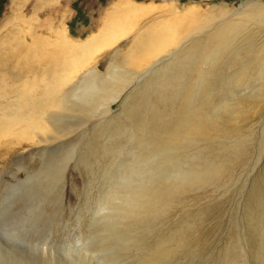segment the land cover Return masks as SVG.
<instances>
[{
  "label": "rangeland",
  "instance_id": "1",
  "mask_svg": "<svg viewBox=\"0 0 264 264\" xmlns=\"http://www.w3.org/2000/svg\"><path fill=\"white\" fill-rule=\"evenodd\" d=\"M262 4L264 0H0V257L5 259L0 264H138L153 257L156 248L168 251L157 264H264V92L258 98L245 95L264 81V70L242 85L226 83L223 93L212 97L217 102L243 96L248 109L234 112L230 107L224 135L204 145L229 152L226 172L205 187L176 189L172 202L141 220L122 216L105 200L118 196L116 181L122 166L130 163L129 151L136 152L129 146L137 148L134 140L125 138L123 128L106 126L93 130L92 139L88 126L101 107L62 112L50 101L86 70L135 72L149 59L132 57L129 47L139 46L152 25H161L170 44L160 56L188 46L191 35L184 36L204 20L196 15L218 7L226 11L215 10L202 23L203 31L229 22V40L235 45L264 43L262 16L253 13ZM90 37H96L91 44ZM225 73L228 78L230 70ZM95 77L102 85L110 83L103 75ZM85 80L86 92L98 90L90 78ZM137 84L133 81L110 104L111 114L122 117L109 124L128 120L124 112L133 108L122 103L126 96L135 98ZM50 112L61 113L55 123L62 136L42 142L37 134L54 133L45 120ZM32 122L36 126L30 127ZM123 127L134 133L133 123ZM157 176L146 174L142 180Z\"/></svg>",
  "mask_w": 264,
  "mask_h": 264
},
{
  "label": "bare ground",
  "instance_id": "2",
  "mask_svg": "<svg viewBox=\"0 0 264 264\" xmlns=\"http://www.w3.org/2000/svg\"><path fill=\"white\" fill-rule=\"evenodd\" d=\"M129 8L126 10H129ZM215 10L223 14L226 11L223 7H218L208 14L198 12L199 14L196 16L199 18L203 15L204 20L184 36L186 38L191 35L188 38L190 42L188 46L180 45L173 50H166L169 53L168 55L166 54L167 56H164L165 54L160 56L161 52L170 44H167L168 39L161 34V25H152L149 28L150 31L145 33L144 36H140L141 42L139 46L133 43L129 47L128 51L133 53L131 55L132 57H146L149 59L143 62L142 65H139L135 72L132 71L131 74L125 73V75H118L116 74L118 71L113 70V68L108 67L105 73L98 71L97 67H95L92 70H86L78 76L77 80L72 81L70 88L63 90L64 92L61 94V97L57 98L54 95L55 98L51 97L52 99L50 101H53L54 106L62 109V112L66 110H78L79 112L82 110L91 111L92 109L94 111V109L101 107L97 114L95 116L93 115L94 118L91 120L88 126L89 128L85 127L89 129V134H91L92 139L96 136L93 130L106 126L113 128L115 131L123 128L125 138L127 140H134L137 148L130 144L129 146L131 147L130 150L135 149L136 152L129 151V155L131 156L130 163L125 166L123 165L122 167L124 169L121 167L124 170L123 175L120 177V180L116 181L118 196L105 197V200L110 205L108 206L113 209L118 208L124 217H133V219L137 217L135 220H141L148 213L159 212L161 209L160 206H167L172 202L175 198L173 195H175L174 191L176 189L193 186L195 184H201L205 187L226 172L225 164L227 160L225 156L229 152L226 149L222 150L219 148V145L215 146L216 144L212 146L204 145L224 135L228 113H231L232 110L234 112L236 110L237 112L248 109L242 101L244 99H241L243 96H239V101L235 98L225 96L217 100V102H212V97L223 93L222 89L227 84L229 86L242 85L247 78H251L253 75L258 77L257 74L263 72L264 43L258 42L256 39L257 41L244 46L235 45L232 40H229L232 33V28H230L232 23L229 22L222 25L215 24L214 27L203 31L205 27L202 23L206 22L205 19L209 16H214ZM253 13L262 16L260 22L264 23V4L258 6L256 10L254 9ZM239 21L245 23L244 20ZM221 30L222 32H220ZM225 31L229 35L225 34ZM196 33L198 34L196 35ZM94 38L90 37L87 41L93 40ZM89 43L91 44V41ZM106 44L105 46H108ZM100 45H102V42ZM85 48L87 49L89 47L87 46ZM152 52H158L155 55L158 57L156 61H152L155 56L150 57ZM35 58L34 60H37ZM38 63H40V60ZM55 64L57 63L55 62ZM38 65L36 64L34 66L37 67ZM31 66L33 67V65ZM228 69L230 70V74L227 78L225 72ZM51 72L49 74L52 76L53 72ZM98 75H103L110 79V83L107 86L106 84H100L97 81L101 79L95 77ZM87 77L94 82L91 84L98 89L96 92L93 91L92 93L91 91L90 93V90H88L89 93L88 91L86 92L84 83ZM135 80L138 81L136 88L132 91L136 95L135 98H128L126 96L124 103H122L123 107L133 108L130 113L124 112V117L128 120L121 121V123L116 122L119 124H109L122 117L121 114H111L110 104L116 101L123 91ZM244 86H248V84L245 83ZM259 92H264L263 80L259 83L256 82L252 86L251 92L245 95L258 98L261 96ZM91 94V97L93 98L94 96V99L89 98ZM262 97L264 98V94ZM78 98L79 102L77 103ZM127 101L128 104H126ZM35 102L31 103L32 107H36L38 104ZM45 102L47 101L45 100ZM82 102H85V104H82ZM131 102L135 104L139 103L138 107L130 104ZM59 114L61 113H46L45 120L49 126L51 125L50 127L54 133L43 135V132V134H37L39 140L51 143L58 136H62L61 132L63 129L60 130L55 123L61 117ZM34 120L38 121L39 119H32V121ZM125 123L134 124V133L131 129L123 127ZM34 125V122H32L29 126L33 127ZM45 126L48 125L45 124ZM48 130L50 129L48 128ZM87 130L86 133L84 130L82 134L86 135ZM198 145L199 149H196ZM222 145L225 148L224 144ZM135 160L137 162L136 164L133 163ZM121 164L123 163L121 162ZM115 172L119 174L121 169ZM157 173L158 179L150 178L145 183L142 180V177L146 174L151 176ZM153 184L156 187L151 189L150 187ZM164 184L172 190H165ZM127 224L129 223L127 222ZM127 226L125 225V227ZM133 226L136 227V225ZM128 227L130 228V226ZM24 230L21 229V235L25 234L23 233ZM146 231L148 230L146 229ZM108 235L115 234L111 232ZM167 255V249L156 248L154 250V256L148 261H140L139 259L137 262L138 264H157ZM0 258L1 263L5 261L3 257ZM17 259L14 258V261ZM8 264L18 263L8 262Z\"/></svg>",
  "mask_w": 264,
  "mask_h": 264
}]
</instances>
